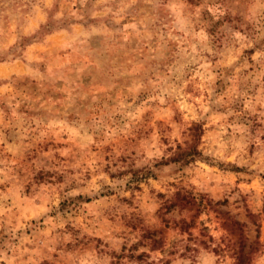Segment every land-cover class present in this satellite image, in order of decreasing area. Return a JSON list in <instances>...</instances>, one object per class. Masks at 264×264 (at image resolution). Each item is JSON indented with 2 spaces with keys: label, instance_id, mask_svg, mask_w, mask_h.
Instances as JSON below:
<instances>
[{
  "label": "clouds",
  "instance_id": "clouds-1",
  "mask_svg": "<svg viewBox=\"0 0 264 264\" xmlns=\"http://www.w3.org/2000/svg\"><path fill=\"white\" fill-rule=\"evenodd\" d=\"M0 264H264V0H0Z\"/></svg>",
  "mask_w": 264,
  "mask_h": 264
}]
</instances>
